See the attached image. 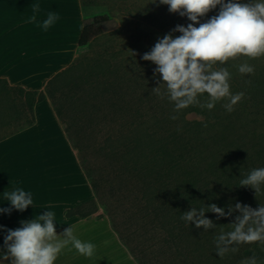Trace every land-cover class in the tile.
<instances>
[{
    "label": "rangeland",
    "instance_id": "obj_1",
    "mask_svg": "<svg viewBox=\"0 0 264 264\" xmlns=\"http://www.w3.org/2000/svg\"><path fill=\"white\" fill-rule=\"evenodd\" d=\"M80 1L83 6L82 0H79V3ZM85 1H91L94 4L85 7V21L96 16H107L109 17L107 27L110 31L86 47L74 48L73 63L80 58L79 61L86 59L85 65L74 67L68 73L60 72L61 75L59 74L60 76L56 80L48 83L47 89L44 91L46 99L56 111H59L58 117L73 147L78 152L86 174L92 184L97 185V190L95 189L97 200L85 205L84 215H90L103 209L104 215L112 220L115 227L118 230H124L128 226L127 221L129 223L133 219L139 218L140 208L144 204L141 201H156L154 195L157 196V194L153 192L156 188L184 186L183 184L186 182L189 184L203 180L201 177L199 179L184 178L178 175L179 172L189 173L196 169L204 171L208 167H213L216 160L215 164L221 163L226 169L215 168L211 175L222 174L228 170V163L233 161L229 160V157H232L238 164L246 165L247 169L242 170L244 172L264 168V147L263 144L260 145V141L264 139V129L260 125H256L251 119L248 127L250 132L246 134V137L244 135L234 137L236 132H232L227 126L231 125L237 129L243 126L235 119H231V113L225 112L228 114L224 123L226 127L224 128L222 125L220 129V134L223 136L220 141L221 150L214 145L207 148L206 145L201 144L204 138L203 129L206 123H213L214 119L206 114V107L202 108L193 104L179 112L174 111L175 102L170 101L166 86H160L163 84L162 77L154 71L157 65L142 59L143 54L152 50L158 38H163L169 33H172L174 38L181 35L179 32L173 33L172 30L177 25L187 27L186 25L189 24L187 16L181 17L179 13H171L169 6L161 4L160 0ZM226 1L229 2V0ZM239 2L256 1L239 0ZM33 29L31 28V32ZM34 34L35 32H32L31 36L34 37ZM96 56L106 57V59L116 57L118 59L117 67L118 65L121 67L122 61L125 60L126 72H120L119 68L117 70L114 67L109 69L102 65L103 62H99L100 60L97 63ZM67 69L65 70L67 71ZM219 69L217 64L213 65V70ZM159 86V90L155 91L154 89ZM233 88L230 84V94ZM0 91L1 139L27 127L33 120V116L29 113V99L20 95L18 91H8L7 89ZM119 94L122 97L116 98V96L119 97ZM207 98L209 100L207 93L198 95L201 104L206 103ZM229 100L230 97H225L216 102L215 106L219 109L222 107L224 110L223 105ZM235 106H233V111ZM139 107L160 113L171 111L174 115H178L174 124L176 139L173 147L175 151L173 170L103 173L98 169L96 161L88 157L83 149L86 142L92 144L94 140L92 136L86 138L84 131L86 128L125 126L127 121L122 119L123 115L116 119L114 112L124 110V113L127 114L126 111L131 113L138 110ZM101 109H103L102 114L110 115L105 119L100 116L102 119L98 120V111ZM168 161L169 159L164 156L157 158V162L162 165H167ZM145 162L150 167L154 165L151 160ZM207 181L209 185H215V181L221 182L220 192L214 194L212 200L213 204L224 208L226 212L229 204L234 207L237 202L248 205L254 210L259 206H264V183L261 185V191L256 194L251 187H241L240 179L208 177ZM237 215L239 213L235 212L232 217L224 218L226 232L232 230L229 224L235 221ZM262 242L234 244L233 247H236L237 251L230 250L224 257H227L229 264H239L242 260L250 257L247 256L245 250Z\"/></svg>",
    "mask_w": 264,
    "mask_h": 264
},
{
    "label": "crops",
    "instance_id": "obj_2",
    "mask_svg": "<svg viewBox=\"0 0 264 264\" xmlns=\"http://www.w3.org/2000/svg\"><path fill=\"white\" fill-rule=\"evenodd\" d=\"M33 4H39V10L34 11ZM84 9L79 0H0V79L10 87L44 93L48 83L74 62V48H82ZM52 11L59 19L44 30L42 22ZM33 15L36 21L27 22ZM259 111L262 114L251 115L248 110L241 116L237 122L243 127L232 129L234 137H246L251 119L264 129V109ZM17 189L30 193L33 200L23 212L12 208L3 195ZM95 200L96 193L56 110L47 99L35 105L34 123L0 141V209H12L10 214L0 212V264L12 260L5 258L7 233L3 229L15 230L21 221L48 211L55 213L57 236L73 227L78 239L96 246L87 257L69 244L55 264H214V260L228 264L224 257L228 252L222 257L216 253L215 241L223 225L198 229L179 217L166 220L152 214L127 221L128 226L118 230L103 209L83 214L82 207ZM205 218L213 221L211 213H205ZM223 231H227L225 224Z\"/></svg>",
    "mask_w": 264,
    "mask_h": 264
},
{
    "label": "clouds",
    "instance_id": "obj_3",
    "mask_svg": "<svg viewBox=\"0 0 264 264\" xmlns=\"http://www.w3.org/2000/svg\"><path fill=\"white\" fill-rule=\"evenodd\" d=\"M160 3L168 5L171 13L187 16L192 22L187 27L177 25L172 32L181 35L174 38L169 33L158 38L152 50L142 56L143 60L157 65L154 71L162 77L163 84L160 86H166L170 101L175 102L174 111L179 112L193 104L211 110L216 102L225 97H230V100L223 107L228 112L233 111V106L243 98L244 93L230 94L229 71L226 68L213 70V65L237 56L256 58L264 55V2L160 0ZM217 5H220L218 15L201 23L198 18L204 17ZM31 7L37 11L40 6L33 4ZM58 19L57 12H49L42 22L43 29L47 30ZM35 21L36 16L33 15L27 22ZM238 71L252 73L254 67L245 62L238 66ZM160 86L154 90L158 91ZM203 93L208 94L209 100L201 104L198 95ZM170 118L176 120L178 115ZM262 183L264 168L253 169L246 178L240 180L241 187H251L256 194L261 191ZM3 195L12 208L18 211L23 212L33 205L31 194L21 189L4 192ZM11 211V208L0 209V212L6 214ZM205 212L215 213L217 220L239 213L235 221L229 224L231 231L224 232L221 227V234L215 241L219 257L230 250L237 251L234 244L264 241V206L254 210L237 202L234 207L229 204L226 212L224 208L211 204L207 207H192L190 211L181 214L180 219L195 224L198 229L215 228L214 222L205 218ZM54 217L55 213L48 211L38 218L21 221L20 228L3 229L7 233L4 237L5 258L11 257V264H55L58 254L69 244L81 255L91 257L96 246L78 239L73 234V227L65 228L62 235L57 236ZM240 264H259V257L254 253Z\"/></svg>",
    "mask_w": 264,
    "mask_h": 264
},
{
    "label": "trees",
    "instance_id": "obj_4",
    "mask_svg": "<svg viewBox=\"0 0 264 264\" xmlns=\"http://www.w3.org/2000/svg\"><path fill=\"white\" fill-rule=\"evenodd\" d=\"M255 1L264 2V0ZM224 2L227 3L226 0ZM82 3L84 7L94 5L91 1L82 0ZM219 10L220 5H217L215 9L210 10L204 17H200L198 19L201 23H204L210 20L212 17L218 15ZM108 22L109 17L107 16H96L89 20H86L79 41V46L82 48L86 47L90 45L92 41L99 39L101 35L110 31V29H108L107 27ZM189 23L192 22L189 21ZM195 26L199 27V24H196ZM79 59H77L75 63H73L67 69V71L65 70L61 73H68L74 67H83L85 65L86 59H83L82 61H79ZM96 59L97 63L98 60H100L99 62L102 61V65H104L105 67L107 66L109 69H112V67H114L115 69L119 68L120 72H126L127 66H125V60L122 61L123 64L121 65V67H119V65L117 67L118 59L116 57L113 59H106V57L103 58L96 56ZM245 62L254 67V71L252 73H240L238 71V66ZM216 64L220 69L226 68L229 71L230 78L228 82L234 87L231 94L241 92L244 93L243 98L237 103V105L235 104L236 106L234 105L236 107L234 108V111L228 112L226 111V109L223 110L222 107L219 109L216 106L211 110L207 108L205 109L206 114L209 115L210 118L214 119V122L210 124L206 123V125L204 126V138L202 139L201 144L206 145L207 148L211 145H214L215 147H218V149H220V147H222L220 141L222 140L221 138H223V136H221L220 134V129L222 125L224 126V128L226 127L224 123L226 115L228 113H231V119H235L236 122L246 112L248 113V110L251 111L249 112L251 115L262 114L259 110L264 109V55L258 56L256 58L237 56L235 58L229 59L224 63L217 62ZM59 74L54 79H52L49 84L61 75ZM1 89H7L8 91H18L20 95H23L27 99H29V113L33 116V120L30 122V124H28V126H31L34 123V106L44 102L46 100V94L43 92L38 93L33 91H26L19 87H10L2 79H0V90ZM120 97H122L121 94H119V97L116 96V98ZM100 100L101 98L99 99V101ZM102 111L103 109L98 111V120L102 119L100 118V116H103V118L105 119L106 116L110 115L102 114ZM56 112L59 116V111L57 110ZM124 112V110H117V112H114V115L116 119L123 115L122 119L127 121V125L125 126H105L99 129L86 128V131L81 130L84 131V135L86 136V138L87 136L90 138L92 136L94 139L92 144H89L87 142L86 144H84L83 149L88 154L87 156L90 157L92 160H95L96 164L98 165V169L105 174L121 171L173 170V160L175 156V151L173 147L175 145L176 136L174 132L175 120H172L170 117L174 115V113L171 111L169 113H160L149 109L146 110L142 107H139L138 110L132 111L131 113L126 111L127 114H125ZM227 127L230 128V130L235 128L234 126L231 127V125ZM255 136H257V134H255ZM5 137H2L0 141L3 140V138ZM262 144L264 147V139L262 140L260 145ZM216 154L218 153L216 152ZM159 156H164L166 157V159H169L167 165H162L157 162V158ZM230 158L233 161L232 163H228V170L224 171V173H222L221 171L222 174H217L215 176L211 175L213 169H226L225 166L221 163L215 164L216 160L213 163L214 168L208 167L205 170L203 169L204 171L196 169L191 170V172L189 173H186V171L179 172L178 175L183 176L184 178L199 179L201 177L203 180H200L198 182H190L189 184H187L186 182L185 184H183L184 186H164L156 188L155 191H153L155 194H157V196L154 195L156 197V201H141V203L144 204L140 208L138 215L139 218L137 219H142L143 217L150 216L153 214L155 216H158L157 218H164L166 220H170L173 218H180L181 214L187 212L188 210H191L192 207H207L213 204V196L214 194H218L220 192L222 184L221 182L215 181V185H209L207 181L208 177L241 180L243 178H246L247 175L250 173V171H242L243 169H247L246 165L238 164L234 161L232 157ZM146 160L153 161L154 165L150 167L149 165H147L148 163L145 162ZM90 183L94 191L95 189L97 190V185L92 184L91 181ZM137 201L140 200L137 199ZM85 205L82 207L83 209ZM79 209L80 207L77 209V211H79ZM205 213H211L213 222L215 225H217L218 228L222 225L224 227L223 217L217 220L215 213ZM245 253L247 254V256H252L255 253L259 257V264H264V241L260 244H255L252 248L245 250ZM215 261L217 260H214V262Z\"/></svg>",
    "mask_w": 264,
    "mask_h": 264
}]
</instances>
